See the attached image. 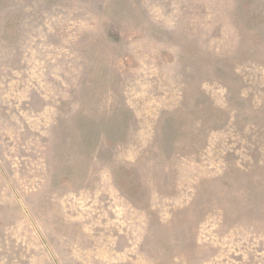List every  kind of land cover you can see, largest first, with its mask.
Returning <instances> with one entry per match:
<instances>
[{"label":"rangeland","instance_id":"374dc122","mask_svg":"<svg viewBox=\"0 0 264 264\" xmlns=\"http://www.w3.org/2000/svg\"><path fill=\"white\" fill-rule=\"evenodd\" d=\"M0 264H264V0H0Z\"/></svg>","mask_w":264,"mask_h":264}]
</instances>
